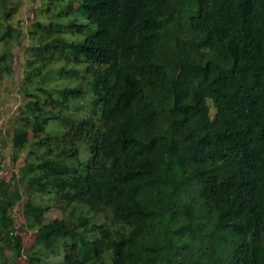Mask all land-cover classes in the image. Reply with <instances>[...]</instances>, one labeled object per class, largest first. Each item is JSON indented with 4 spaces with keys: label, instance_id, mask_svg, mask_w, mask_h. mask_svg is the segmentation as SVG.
Returning a JSON list of instances; mask_svg holds the SVG:
<instances>
[{
    "label": "trees",
    "instance_id": "trees-1",
    "mask_svg": "<svg viewBox=\"0 0 264 264\" xmlns=\"http://www.w3.org/2000/svg\"><path fill=\"white\" fill-rule=\"evenodd\" d=\"M49 1L10 123L27 155L0 175V264L23 256L19 208L29 264H264V0ZM21 3L0 0V86Z\"/></svg>",
    "mask_w": 264,
    "mask_h": 264
},
{
    "label": "rangeland",
    "instance_id": "rangeland-1",
    "mask_svg": "<svg viewBox=\"0 0 264 264\" xmlns=\"http://www.w3.org/2000/svg\"><path fill=\"white\" fill-rule=\"evenodd\" d=\"M49 3V0H22L20 9L12 19L15 23L22 22L24 36L23 45L16 48L15 74L13 77L4 80L0 86V175L6 179H9L11 174L18 170L27 155V152L23 151L21 158L16 161L13 159L11 143L9 142V130L11 128V117L22 101L20 85L23 80L24 65L27 58L24 48L32 43L28 29V26L33 22L30 17L39 11L38 9L40 8L44 7L46 8L45 11H47L51 6H49ZM44 14H40L39 19L44 20ZM61 216L62 213L58 208H53L47 213L49 219L60 218ZM16 219L17 226L23 228L20 234L24 243L23 256L18 259L17 264H29L30 252L37 247V234L29 226L22 208L16 211Z\"/></svg>",
    "mask_w": 264,
    "mask_h": 264
}]
</instances>
